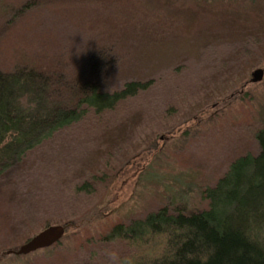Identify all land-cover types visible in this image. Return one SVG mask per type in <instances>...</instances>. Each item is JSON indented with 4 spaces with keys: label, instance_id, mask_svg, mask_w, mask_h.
<instances>
[{
    "label": "rangeland",
    "instance_id": "obj_1",
    "mask_svg": "<svg viewBox=\"0 0 264 264\" xmlns=\"http://www.w3.org/2000/svg\"><path fill=\"white\" fill-rule=\"evenodd\" d=\"M20 64L99 91L151 83L0 173V264H118L129 247L105 237L113 224L206 207L203 188L258 151L264 0H0V69ZM48 224H63L55 243L14 252Z\"/></svg>",
    "mask_w": 264,
    "mask_h": 264
},
{
    "label": "trees",
    "instance_id": "obj_2",
    "mask_svg": "<svg viewBox=\"0 0 264 264\" xmlns=\"http://www.w3.org/2000/svg\"><path fill=\"white\" fill-rule=\"evenodd\" d=\"M97 82L67 78L46 64L0 69V173L88 110L112 109L151 80H128L111 92L99 91ZM255 136L257 153L234 157L203 188L206 207L162 205L113 224L105 237L129 247L118 264H264V126Z\"/></svg>",
    "mask_w": 264,
    "mask_h": 264
},
{
    "label": "water",
    "instance_id": "obj_3",
    "mask_svg": "<svg viewBox=\"0 0 264 264\" xmlns=\"http://www.w3.org/2000/svg\"><path fill=\"white\" fill-rule=\"evenodd\" d=\"M250 81L255 82L260 80L262 77L263 70L262 68L253 69L250 72ZM63 224H48L44 228L39 229L37 232L32 234L28 239L24 240V243H20L18 247L14 250L16 253L28 252L30 250H35L37 247L46 246L51 243H55L58 240L63 232Z\"/></svg>",
    "mask_w": 264,
    "mask_h": 264
}]
</instances>
